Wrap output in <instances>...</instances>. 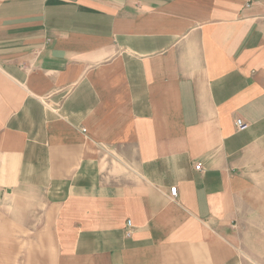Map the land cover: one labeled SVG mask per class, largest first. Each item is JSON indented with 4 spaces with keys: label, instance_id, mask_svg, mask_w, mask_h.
<instances>
[{
    "label": "crops",
    "instance_id": "crops-1",
    "mask_svg": "<svg viewBox=\"0 0 264 264\" xmlns=\"http://www.w3.org/2000/svg\"><path fill=\"white\" fill-rule=\"evenodd\" d=\"M16 261L264 264V0H0Z\"/></svg>",
    "mask_w": 264,
    "mask_h": 264
},
{
    "label": "built area",
    "instance_id": "built-area-1",
    "mask_svg": "<svg viewBox=\"0 0 264 264\" xmlns=\"http://www.w3.org/2000/svg\"><path fill=\"white\" fill-rule=\"evenodd\" d=\"M237 127L239 129H243V128L246 127V124L244 123V121L242 119H238L237 120ZM196 168L198 170H200L201 169V165L196 166ZM177 192H178V188L177 187H172L171 188V194H172V196L176 197L177 196ZM129 225H131V222H129ZM129 234H130V232H129Z\"/></svg>",
    "mask_w": 264,
    "mask_h": 264
},
{
    "label": "rangeland",
    "instance_id": "rangeland-1",
    "mask_svg": "<svg viewBox=\"0 0 264 264\" xmlns=\"http://www.w3.org/2000/svg\"><path fill=\"white\" fill-rule=\"evenodd\" d=\"M7 263H9V262H7ZM14 264H20V262L19 261H16V262H14Z\"/></svg>",
    "mask_w": 264,
    "mask_h": 264
}]
</instances>
